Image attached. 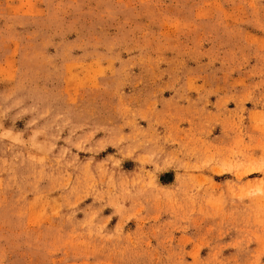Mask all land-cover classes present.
Returning a JSON list of instances; mask_svg holds the SVG:
<instances>
[{"label":"rangeland","instance_id":"374dc122","mask_svg":"<svg viewBox=\"0 0 264 264\" xmlns=\"http://www.w3.org/2000/svg\"><path fill=\"white\" fill-rule=\"evenodd\" d=\"M0 264H264V0H0Z\"/></svg>","mask_w":264,"mask_h":264}]
</instances>
